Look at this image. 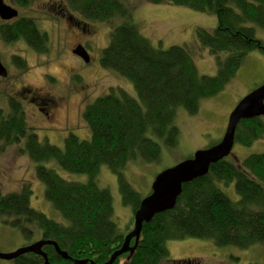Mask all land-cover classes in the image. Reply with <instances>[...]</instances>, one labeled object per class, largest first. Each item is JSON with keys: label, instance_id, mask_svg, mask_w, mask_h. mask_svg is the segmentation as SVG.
Returning a JSON list of instances; mask_svg holds the SVG:
<instances>
[{"label": "trees", "instance_id": "1", "mask_svg": "<svg viewBox=\"0 0 264 264\" xmlns=\"http://www.w3.org/2000/svg\"><path fill=\"white\" fill-rule=\"evenodd\" d=\"M11 1L24 9L33 0ZM60 1L65 11L83 20L109 24V43L101 51L99 64L128 80L135 97L115 88L87 104L82 118L90 131L89 139L71 134L63 148L40 142L27 123L21 103L9 98L8 110L0 108V143L4 147L17 145L19 154L37 164L36 176L44 186L45 200L64 223L31 208L29 183L15 192L0 190V218L25 239L39 233L41 239L55 242L72 259L104 264L120 248L127 233H119L110 193L97 184L99 168L106 166L116 176L122 202L134 213L142 198L124 176L127 165L158 162L161 147L153 137L167 147L176 145L177 110L195 115L202 101L218 94L231 81L251 51L264 55V42L248 26L254 24L264 30V0H147L216 16L215 29L195 32L199 45L218 58L213 76L199 74L187 47H154L140 34L128 0ZM117 19L119 22L112 25ZM0 39L5 43L23 40L38 54L48 52L47 34L31 18L0 25ZM221 53L227 54L224 60L219 59ZM12 64L21 72L26 70L21 57H13ZM263 136V117L242 120L235 131V143L250 146ZM49 161L69 173L85 175L86 180H64L43 166ZM219 184H233L237 199L227 196ZM185 238L242 250L257 244L264 247V152L252 154L241 163L225 158L211 165L205 176L183 184L175 207L144 223L132 255L122 254L113 264L123 259L122 264H161L168 257L166 242ZM42 251L50 264H73L61 259L52 246L45 245ZM11 262L44 264L41 256L32 253Z\"/></svg>", "mask_w": 264, "mask_h": 264}, {"label": "rangeland", "instance_id": "2", "mask_svg": "<svg viewBox=\"0 0 264 264\" xmlns=\"http://www.w3.org/2000/svg\"><path fill=\"white\" fill-rule=\"evenodd\" d=\"M4 1L13 4L11 0ZM55 4L62 5L59 0H33L27 8L16 6L21 10L20 15L33 19L39 30L47 34L48 54L32 53L22 42L7 45L0 39V60L8 71V77L0 79V108L8 110L9 98L16 99L23 106L27 123L35 129L39 141L63 148L64 140L71 134L79 139H89L90 131L82 118L87 104L109 93L111 89L124 90L132 97H135V90L128 80L103 69L99 64L101 51L109 43V24L83 20L76 13L67 11L85 22L89 29L86 27L88 31L82 33L81 29H76L69 21L64 18L63 21L57 15L59 9L52 11ZM128 6L140 34L154 47H187L199 74L216 75L218 58L207 48H202L195 35L197 29L213 30L217 27L214 14L197 12L184 6L151 4L147 0H128ZM44 8L50 13H43ZM118 22V19L114 20L112 25ZM248 26L253 27L256 38L264 42V30L254 24ZM77 44L88 53L90 63H83L71 53ZM13 56L21 57L25 61L24 72L12 64ZM226 57L225 53L219 54L220 60ZM77 72L80 79L74 76ZM48 77H52L55 82ZM263 84L264 55L254 50L244 58L235 76L218 94L201 102L195 115L178 109L175 115V125L178 128L176 145L167 147L161 140L153 137L161 147L159 161L151 164L130 163L124 170L125 178L139 197L149 194L152 181L158 173L192 157L195 151L216 145L224 134L228 116L236 104ZM25 89H29L35 97L53 100L48 108L49 117L36 111L30 104L28 95L23 99L20 92ZM17 148V145L4 147L0 143V190L3 193L15 192L23 184L29 183L32 189L31 208L56 222L64 223L60 214L45 200L44 186L36 176L37 164L31 162L27 156L19 154ZM263 152L264 136L250 146L234 143L231 156L226 159L241 163L248 156ZM43 166L54 170L66 181L86 180L85 175L64 171L54 161L44 163ZM96 180L100 188L107 189L110 193L113 221L119 233L125 235L133 228V211L122 202L116 176L106 166H101ZM219 187L232 200L237 199L233 184L227 187L219 184ZM3 221L5 220L0 218L2 254L11 253L40 239L39 233L25 239L18 229L7 226ZM166 248L168 257L161 264L188 260H198L200 264H264V247L258 244L242 250L233 246L219 247L210 240L185 238L168 240ZM123 261L124 259L120 264ZM0 264L12 262L0 260Z\"/></svg>", "mask_w": 264, "mask_h": 264}, {"label": "water", "instance_id": "3", "mask_svg": "<svg viewBox=\"0 0 264 264\" xmlns=\"http://www.w3.org/2000/svg\"><path fill=\"white\" fill-rule=\"evenodd\" d=\"M16 16L17 11L0 0V19L10 21ZM72 53L84 63L90 61L88 53L80 45ZM7 77L8 71L0 60V79ZM257 117H264V84L249 92L236 104L228 116L224 134L216 145L195 151L192 157L161 171L155 176L150 187V193L141 199L138 209L133 213V228L124 236L120 248L114 251L104 264H113L115 259L122 254L129 253L131 256L140 239L142 225L149 223L155 215L172 210L182 192L183 184L205 176L211 165L231 156L237 126L242 120ZM132 240L134 243L131 246ZM45 245L52 246L62 259H68L73 264H87L85 260L72 259L55 242L43 239L19 247L11 253H0V260L12 261L20 255L32 253L41 256L44 264H50L46 254L42 251V247Z\"/></svg>", "mask_w": 264, "mask_h": 264}, {"label": "flooded vegetation", "instance_id": "4", "mask_svg": "<svg viewBox=\"0 0 264 264\" xmlns=\"http://www.w3.org/2000/svg\"><path fill=\"white\" fill-rule=\"evenodd\" d=\"M3 2H4V4H6V5H9V6H11L12 7V5H13V7L12 8H14L16 11H17V16L15 17V18H13L12 20H10V21H2L1 19H0V25H2V24H4V23H7V24H12V23H15L17 20H19V19H21V18H25L24 16H22V15H20L21 14V10H20V8H17L16 7V5L13 3L12 5L11 4H8V3H5V1L3 0ZM55 6V8L54 9H52V11H55L56 12V10L57 9H59V12H57V15L59 16V17H62L61 19L63 20V21H65V20H67V21H69V23L73 26V27H75L76 29H81V31H82V33L83 32H87L88 31V27H87V25L85 24V22L83 23L80 19H78V18H75L73 15H71L69 12H67V11H65V9L64 8H62L60 5H57V4H55L54 5ZM43 13H50V11L47 9V8H44L43 10ZM65 20H64V19ZM41 22H44V20H40ZM45 23V22H44ZM88 29H87V28ZM43 32V31H42ZM45 33V32H44ZM16 42H22V43H24L27 47H28V49L32 52V53H37L33 48H31L25 41H23V40H18V41H16ZM16 42H11V43H5V42H3L4 44H7V45H11V44H14V43H16ZM80 44H77L72 50H71V53H72V51L77 47V46H79ZM38 54V53H37ZM48 54V52L46 53V54H41V55H47ZM73 54V53H72ZM74 55V54H73ZM75 56V55H74ZM13 57H15V56H13ZM13 57H12V59H13ZM78 60H80V61H82L79 57H77V56H75ZM89 60H90V57H89ZM84 63V62H83ZM88 63H90V61L88 62ZM88 63H85V64H88ZM74 76H77L78 77V79H80V74L77 72V73H75V75ZM49 79H50V81H52V82H55L54 81V79L52 78V77H48ZM72 79V78H71ZM20 95H22V97H23V99H25V97H26V95H28V100L30 101V104L36 109V111H38L40 114L41 113H44V116L45 117H49L50 116V111H48V108H49V105L51 104V102L53 101L52 99V101H50L48 98H40V97H35V95H32V93H30V90L29 89H25V91H21L20 92ZM17 101V100H16ZM17 102H19V101H17ZM20 103V102H19ZM41 239V238H40ZM39 239V240H40ZM179 262H181V263H175V264H200V262L198 261V260H192V261H190V260H188V261H179Z\"/></svg>", "mask_w": 264, "mask_h": 264}]
</instances>
